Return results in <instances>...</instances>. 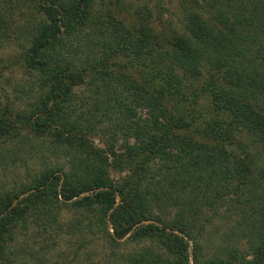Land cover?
<instances>
[{
  "label": "trees",
  "instance_id": "obj_1",
  "mask_svg": "<svg viewBox=\"0 0 264 264\" xmlns=\"http://www.w3.org/2000/svg\"><path fill=\"white\" fill-rule=\"evenodd\" d=\"M189 2L185 34L160 43L147 17L130 31L101 0H0V39L21 40L29 78L15 90L24 106L0 97V161L27 136L67 158L0 192V264H63L45 255L70 238L65 264H90L86 236L102 264H189V245L191 264H264V166L232 147L244 130L264 154V0ZM203 70L212 117L198 129L175 114L189 98L171 95ZM215 218L227 230L204 254ZM124 244L135 248L115 251Z\"/></svg>",
  "mask_w": 264,
  "mask_h": 264
},
{
  "label": "rangeland",
  "instance_id": "obj_2",
  "mask_svg": "<svg viewBox=\"0 0 264 264\" xmlns=\"http://www.w3.org/2000/svg\"><path fill=\"white\" fill-rule=\"evenodd\" d=\"M105 3L112 13V15L118 19L125 28L130 31H138L140 17H147V24L152 29L153 35L156 40L160 43L168 42L173 36H180L185 34V15L191 8L189 0H119L118 4L109 3L107 0H101ZM148 15V16H147ZM17 20L21 19L22 13L15 12ZM14 40V42H13ZM11 38L0 39V97L4 98L7 102L14 104V106H24L26 103V97L15 91L20 87L27 90V80L29 79L26 73L16 65L15 60L20 48L21 40H15ZM24 45V44H22ZM209 79L206 70H203L196 80L189 81L185 80L178 90L174 91L171 95V99L178 102V97L182 94L189 98L187 108L181 106L175 111V114L181 115L184 113V119L191 122V126H195L198 129L202 127V120L211 119L212 114H208L210 111L208 103L209 92L202 88L205 81ZM22 104V105H21ZM167 108L170 111L173 110L170 102H166ZM211 116V117H210ZM190 129V128H189ZM183 135L197 138L192 129L182 133ZM20 136H25L24 131H20ZM97 133L91 140L94 146L102 148L103 142L98 138ZM30 139L29 142L21 143L18 146L20 150L17 159L11 162L10 159L0 161V192H3L7 187L13 185L14 182L25 180L27 174L31 175L33 172H37L39 169L47 166L51 168H66L67 158H64L62 154L55 153L53 149H50L48 141L50 139L43 137L40 139ZM8 143H13V139L7 137ZM233 151L236 154H240L242 151L248 152L250 158H252L253 166L261 168L264 166V154L260 147L255 143L254 138L250 136L244 130H238L233 134ZM7 143V144H8ZM120 140L118 139L116 146H118ZM40 151V152H38ZM108 177L112 180H116L119 177L124 176L125 172H114L110 169L107 170ZM66 216V215H64ZM234 218L227 220V224L232 222ZM224 220L215 218L211 224H207L205 233L200 237V243L203 246L204 254H207L215 249L218 244L221 234L226 230L227 225ZM75 238L62 239L60 245L56 249H52L50 252L53 254V258L45 255V259H52L56 261L57 257L60 263L65 264L69 259L67 253H70V249L75 247ZM87 246L84 248L85 251L94 252L97 254V258L92 254V262L90 264H102V260L106 258L102 253L103 245L96 237L86 236L84 237V244ZM190 244V243H189ZM245 244L239 243V248L243 255H247L245 260H250L248 253L246 252ZM135 247L131 244H124L115 249L116 252L124 253L132 251ZM191 245L188 247V261L191 264ZM84 254V253H83ZM78 256V259L71 264H87L84 260V255ZM63 259V260H62ZM99 260V261H97ZM104 264V263H103Z\"/></svg>",
  "mask_w": 264,
  "mask_h": 264
}]
</instances>
